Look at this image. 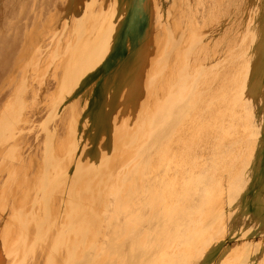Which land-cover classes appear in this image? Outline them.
Instances as JSON below:
<instances>
[{
    "label": "bare ground",
    "instance_id": "6f19581e",
    "mask_svg": "<svg viewBox=\"0 0 264 264\" xmlns=\"http://www.w3.org/2000/svg\"><path fill=\"white\" fill-rule=\"evenodd\" d=\"M21 1L0 0V264H264V235L225 240L264 225V0Z\"/></svg>",
    "mask_w": 264,
    "mask_h": 264
},
{
    "label": "rangeland",
    "instance_id": "374dc122",
    "mask_svg": "<svg viewBox=\"0 0 264 264\" xmlns=\"http://www.w3.org/2000/svg\"><path fill=\"white\" fill-rule=\"evenodd\" d=\"M21 2H22L21 3L22 6H23L24 5L23 0ZM25 2H28V0H25ZM55 2H56V0H38V5L40 3V5L43 6V10L46 11L48 9L50 10V8L53 7V5H54ZM165 2L167 4V0H164V3ZM44 3H46V4H44ZM39 8L40 7L33 8V9H36L37 10ZM29 9L30 10L32 9V4L29 6ZM204 11L206 12L207 10H204ZM208 12L209 13L215 12V9L213 8V4L211 2L209 3ZM32 14H33V12L32 11H29L27 16L30 17ZM153 19L155 20V17ZM261 103L264 106V99L262 100ZM257 164H259L260 167H263L264 166V161H262L260 163L258 162ZM245 197H249L251 203H253V201H255L257 199V195H255L253 192H250V193L245 194ZM215 204H216V206L218 208L222 207L223 206L222 199H220L219 197L216 198ZM255 224H256V221L254 219V214L251 212L247 217H240L238 215H234V216L230 217L229 219H227V226H226V228H227V230H231L234 226L243 225V226H239V227L240 228H245L247 230H250L248 226H252V225H255ZM258 230H261V231L260 232H256L254 234H247V235H240V236H238V233L236 232V233H234L236 235L235 237H232L231 239H229L228 237H226L225 240L229 243V245L231 247L228 252L230 254L231 253H235L236 252V250L234 249L235 243L237 241H240L241 239H244V238H249V239H253V240H261V239H263V235H264V225H261L260 227L255 226L254 229H253V231H258ZM242 232H245V231H242ZM217 254H219V253H217ZM217 259H213L210 262V264H216L215 263V260H217Z\"/></svg>",
    "mask_w": 264,
    "mask_h": 264
}]
</instances>
